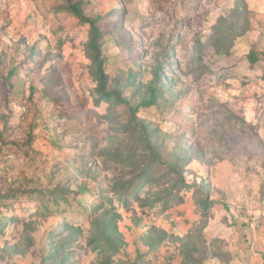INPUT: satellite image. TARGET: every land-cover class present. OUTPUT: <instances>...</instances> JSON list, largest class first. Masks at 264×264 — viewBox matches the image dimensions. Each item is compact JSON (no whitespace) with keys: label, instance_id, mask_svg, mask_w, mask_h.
Wrapping results in <instances>:
<instances>
[{"label":"rangeland","instance_id":"374dc122","mask_svg":"<svg viewBox=\"0 0 264 264\" xmlns=\"http://www.w3.org/2000/svg\"><path fill=\"white\" fill-rule=\"evenodd\" d=\"M262 212L264 0H0V264H264Z\"/></svg>","mask_w":264,"mask_h":264},{"label":"trees","instance_id":"16d2710c","mask_svg":"<svg viewBox=\"0 0 264 264\" xmlns=\"http://www.w3.org/2000/svg\"><path fill=\"white\" fill-rule=\"evenodd\" d=\"M71 10H72V13L74 14L75 17H77L81 22H84V23H88L91 27V30H92V41H94L95 37L98 35V30L97 28H95V26L92 24V22L86 18H84L82 12H81V9H80V4L79 2H76V3H72L71 5ZM256 59L253 57L252 55V61H255ZM151 95L150 97L147 99V100H143L141 103H140V106L141 107H150L152 106V104L154 103L155 99H156V95L154 94V90L151 89ZM175 170V169H174ZM166 192L168 193V191L166 190ZM136 194V193H135ZM134 194V195H135ZM114 222V221H113ZM113 222L111 220H107V219H104L103 221V225H101V228H103V231L105 233H108L110 231V235H107V236H111L112 238V241L115 240L117 238V235H116V232H117V226L115 227V224L113 226V229H111L112 225H113ZM98 223L96 222V225ZM109 238V237H108ZM111 240V239H110ZM66 242L68 244L72 243V240L70 241L69 240V237L66 238Z\"/></svg>","mask_w":264,"mask_h":264},{"label":"built area","instance_id":"2783aa9c","mask_svg":"<svg viewBox=\"0 0 264 264\" xmlns=\"http://www.w3.org/2000/svg\"><path fill=\"white\" fill-rule=\"evenodd\" d=\"M262 220H264V213L257 215L255 219L253 220L255 223H260Z\"/></svg>","mask_w":264,"mask_h":264}]
</instances>
